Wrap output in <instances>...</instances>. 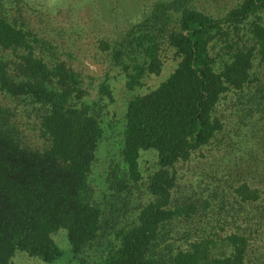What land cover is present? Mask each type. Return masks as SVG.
<instances>
[{
  "label": "trees",
  "instance_id": "1",
  "mask_svg": "<svg viewBox=\"0 0 264 264\" xmlns=\"http://www.w3.org/2000/svg\"><path fill=\"white\" fill-rule=\"evenodd\" d=\"M201 2L156 1L97 41L128 96L95 174L114 77L0 0V264L53 263L60 230L80 264H264V0Z\"/></svg>",
  "mask_w": 264,
  "mask_h": 264
},
{
  "label": "rangeland",
  "instance_id": "2",
  "mask_svg": "<svg viewBox=\"0 0 264 264\" xmlns=\"http://www.w3.org/2000/svg\"><path fill=\"white\" fill-rule=\"evenodd\" d=\"M13 12L17 9L13 4ZM160 0H21L20 10L31 19L35 27L73 54L75 68L84 73H90L97 80L102 81L108 73L114 77L110 82L115 92L117 104V130L108 135V141L102 144L96 172L104 170L105 163L118 159L119 142L122 132V113L127 99L124 82L116 70H111L104 55L97 51V41H114L118 39L128 25L138 21L145 10ZM168 1V0H163ZM204 1V0H199ZM201 2V3H202ZM20 5V6H21ZM25 5V6H24ZM86 5V6H85ZM214 6V4H213ZM83 7V9H81ZM173 61L165 64L164 71L159 77H153L147 84L152 88L164 80L171 72ZM21 121L35 122L33 116H22ZM26 126H24L25 128ZM26 130V129H25ZM29 137L35 140L33 131L26 130ZM55 243L61 250V256L53 263H45L37 258H31L23 253H16L11 259L12 264H80L71 253L65 230L53 235Z\"/></svg>",
  "mask_w": 264,
  "mask_h": 264
}]
</instances>
